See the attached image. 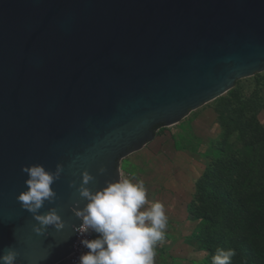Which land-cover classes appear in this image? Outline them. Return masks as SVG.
<instances>
[{
  "label": "water",
  "instance_id": "95a60500",
  "mask_svg": "<svg viewBox=\"0 0 264 264\" xmlns=\"http://www.w3.org/2000/svg\"><path fill=\"white\" fill-rule=\"evenodd\" d=\"M264 71V0H0V255L57 264L82 224L78 188L192 111ZM55 171L64 228L36 233L24 166ZM103 168L104 171L100 172Z\"/></svg>",
  "mask_w": 264,
  "mask_h": 264
},
{
  "label": "rangeland",
  "instance_id": "374dc122",
  "mask_svg": "<svg viewBox=\"0 0 264 264\" xmlns=\"http://www.w3.org/2000/svg\"><path fill=\"white\" fill-rule=\"evenodd\" d=\"M263 132L264 71L238 80L232 92L192 111L178 124L158 127L153 141L121 161L122 178L143 180L149 204L159 201L165 207L168 228L156 245L155 264H212L214 251L196 236L204 222L189 210L197 182L222 155L249 158L247 142ZM262 172L259 187H264V167Z\"/></svg>",
  "mask_w": 264,
  "mask_h": 264
},
{
  "label": "clouds",
  "instance_id": "9594fccd",
  "mask_svg": "<svg viewBox=\"0 0 264 264\" xmlns=\"http://www.w3.org/2000/svg\"><path fill=\"white\" fill-rule=\"evenodd\" d=\"M22 171L28 176L26 190L20 192L17 200L39 222L34 231L43 233L48 226L63 229L65 225L56 208L39 214L46 201L55 200L52 185L60 178L63 166L57 164L53 172L41 164H33L24 166ZM103 171L101 168L100 172ZM91 180L89 173L83 174L78 192L87 202L76 212L82 224L75 230L98 235L95 239L81 240L88 251L79 257V264H155L156 245L164 240L168 228L163 203L149 204L143 180L134 177L106 182L105 187L96 191L86 186ZM235 255L234 249L218 248L212 256V264H231ZM17 256L13 248H7L0 255V264H17Z\"/></svg>",
  "mask_w": 264,
  "mask_h": 264
},
{
  "label": "trees",
  "instance_id": "16d2710c",
  "mask_svg": "<svg viewBox=\"0 0 264 264\" xmlns=\"http://www.w3.org/2000/svg\"><path fill=\"white\" fill-rule=\"evenodd\" d=\"M263 145L264 132L247 142L249 158L220 156L198 180L189 206L204 222L197 239L214 254L218 248L234 249L231 264H264V187L256 185L263 175Z\"/></svg>",
  "mask_w": 264,
  "mask_h": 264
},
{
  "label": "built area",
  "instance_id": "2783aa9c",
  "mask_svg": "<svg viewBox=\"0 0 264 264\" xmlns=\"http://www.w3.org/2000/svg\"><path fill=\"white\" fill-rule=\"evenodd\" d=\"M96 233L94 232H88V233H79L77 232L76 240L74 242V248L71 254L60 261L57 262V264H79V257L88 249H86L82 243V239H95Z\"/></svg>",
  "mask_w": 264,
  "mask_h": 264
}]
</instances>
